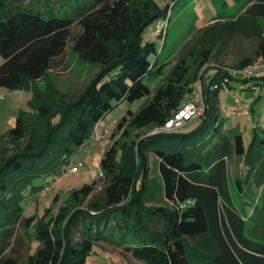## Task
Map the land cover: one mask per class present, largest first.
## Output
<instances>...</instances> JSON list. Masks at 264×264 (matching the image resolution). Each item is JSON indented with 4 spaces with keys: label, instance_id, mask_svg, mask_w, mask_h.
I'll return each mask as SVG.
<instances>
[{
    "label": "trees",
    "instance_id": "obj_1",
    "mask_svg": "<svg viewBox=\"0 0 264 264\" xmlns=\"http://www.w3.org/2000/svg\"><path fill=\"white\" fill-rule=\"evenodd\" d=\"M142 7H133V0H0V87L23 85L32 89L33 98L29 111L16 116L6 134L16 149L0 158V264H85L93 244L103 241L144 264H264V129L257 132V120L245 147L239 132L223 130L218 102L225 87L256 91L264 84V68L249 78L223 67L214 68L208 79L204 74L212 45L236 33L257 37L254 56L264 57V0H245L236 17H214L184 45L187 52L152 93L145 78L161 75L168 62L159 61L162 48L158 51L154 39L160 36L151 31L173 3L160 8L155 0H143ZM74 21L80 32L71 48L100 68L77 96L56 97L44 76L64 53ZM202 37L208 40L205 46L188 60L186 53ZM251 61L245 57L234 69ZM194 81L205 106L200 123L189 132L159 131L142 138L136 132V137L110 143L99 161L100 190L95 181L85 183L68 193L54 215L47 216L46 208L33 233L36 250L20 261L14 253L16 225L24 219L29 227L31 217L23 216L22 202L43 188L35 180L71 163L96 124L122 100L151 95L136 111L129 109L117 128L162 126L195 90ZM58 112L59 120L52 123ZM28 126L37 131L22 145ZM146 151L158 159L162 188L156 196L148 184ZM233 153L245 164L243 176L234 179L238 190L261 187L250 225L229 190L227 158Z\"/></svg>",
    "mask_w": 264,
    "mask_h": 264
},
{
    "label": "rangeland",
    "instance_id": "obj_2",
    "mask_svg": "<svg viewBox=\"0 0 264 264\" xmlns=\"http://www.w3.org/2000/svg\"><path fill=\"white\" fill-rule=\"evenodd\" d=\"M160 8L165 3H173L165 17H168V23L164 24L163 31L160 37L154 39L157 45L158 58L160 62H168L163 67L161 75L147 76L145 82L149 83L151 93L155 87L164 82V78L168 74L171 64L187 52L184 46L195 35L199 34L205 25L214 22L213 18L216 16L230 18L236 17L241 12V7L245 0L234 2V0H226V5L213 3L212 0H155ZM143 0H133V7L143 9ZM162 19V18H161ZM166 22V20H165ZM151 25L145 30V37L149 38L148 31ZM80 32V26L77 21H74L70 27V36L67 47L64 53L52 62L51 69L48 70L44 76L50 80L49 85L54 89V95L65 94L67 97L77 96L83 88L94 78L99 71V65L88 63L83 60L71 48L72 39ZM207 38V36H205ZM210 37V36H209ZM192 38V39H193ZM197 41L192 45L191 54L186 53L185 57L192 60L198 57L199 51L204 47L208 40ZM258 38L248 36L241 33H236L229 39L223 38L222 43L213 44V53L211 59L207 62L208 69L205 71L207 79L212 74V70L216 67L227 68L231 71L235 70L234 66L243 58L250 57L251 62L257 61L261 56H254L258 44ZM163 42V43H162ZM163 44V47H162ZM184 46V48H183ZM184 49V50H183ZM184 53V54H183ZM155 57L154 54L150 56L151 59ZM0 55V61H2ZM259 75V74H258ZM255 75V76H258ZM196 81L193 82V86ZM32 84V83H30ZM246 85V84H245ZM239 86V83H238ZM56 91V92H55ZM250 92V93H249ZM196 89L185 96L184 101L194 99ZM0 94L2 100L0 101V156L3 154H10L16 148L8 140L6 135L10 127H12L15 117L22 115L23 111H29L30 102H32V89L25 88L23 85L17 89H10L7 87H0ZM255 95H258L259 101H254ZM246 97L247 101L254 107V111H250L247 116H224L219 115V119H224L222 128L225 131H237L242 135L245 147L248 146L253 133L250 128L259 120V127L257 132L261 135L264 129V84L257 87L256 91L225 87L219 93V105L221 102H229L234 97ZM151 95L142 97L134 101L122 100L109 110L103 119H101L95 126V130L88 141L80 146L70 157V162L74 164L75 173L64 174L67 167H62L60 172H53L47 176L35 180V184L43 185V188L37 194H28L23 200L24 207L23 216L31 217L29 224L22 219L16 225L17 243L15 244V254L21 260L27 253H33L38 245V240L33 235L36 223H39L43 216L44 210L48 215H54L60 205L67 201V195L73 188H79L85 183L92 181L96 182V188L100 190L103 185V176L98 175L99 161L103 150L114 140L119 144L126 139L136 137L138 132L140 138L153 133L154 127H145L140 130H135L129 125L125 124L121 129L117 128V124L122 116L129 117L128 110L136 111L141 105H144ZM60 112L51 118L52 123L57 122L60 117ZM201 117H195L189 122H186L182 127L176 128L173 131L189 132L200 123ZM258 123V122H257ZM29 130V131H28ZM123 130L127 131L128 135H124ZM37 131V130H36ZM33 128L28 126L27 135L22 141V145L30 139V134H35ZM130 136V137H127ZM10 142V143H9ZM18 150V149H17ZM151 168L149 174V186L153 196L161 193L162 183L158 174V159L150 152L146 151ZM234 154V153H233ZM227 158L228 162V180L229 190L232 196L234 205L240 210L241 214L250 225V217L255 204L260 202L259 193L261 187H245L244 192H240L235 183L236 177H242L245 170L243 158L234 154ZM2 158V156L0 157ZM248 185V184H246ZM56 194L57 197H56ZM32 233V235H28ZM85 264H144L141 260L135 259L130 254L123 253L120 248H117L109 242H99L92 246L91 251L86 255Z\"/></svg>",
    "mask_w": 264,
    "mask_h": 264
},
{
    "label": "built area",
    "instance_id": "obj_3",
    "mask_svg": "<svg viewBox=\"0 0 264 264\" xmlns=\"http://www.w3.org/2000/svg\"><path fill=\"white\" fill-rule=\"evenodd\" d=\"M166 20V22H165ZM168 23V17L162 18L158 23H156L151 31V35L153 37L160 36L163 31L164 24ZM264 68V57H260L257 61L250 62L242 68L235 69L233 71L230 70L231 75L239 74L242 77H252L258 75L260 70ZM195 89L197 93H195L194 99L184 101L179 110L175 112L172 116H170L162 126L154 127L153 133L159 131H172L176 128L182 127L186 122H189L191 119L200 116L204 111V102L202 98V94L199 89L198 82L195 83ZM2 100V95L0 94V101ZM221 110L225 116H247L250 114V105L248 102L243 101L239 97H234L229 102H222L220 104ZM75 164V163H74ZM74 164L70 163L67 167L66 172L64 174H72L75 173ZM98 175L103 176V172L99 166Z\"/></svg>",
    "mask_w": 264,
    "mask_h": 264
},
{
    "label": "crops",
    "instance_id": "obj_4",
    "mask_svg": "<svg viewBox=\"0 0 264 264\" xmlns=\"http://www.w3.org/2000/svg\"><path fill=\"white\" fill-rule=\"evenodd\" d=\"M2 61H0V63H1Z\"/></svg>",
    "mask_w": 264,
    "mask_h": 264
}]
</instances>
